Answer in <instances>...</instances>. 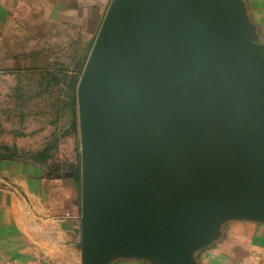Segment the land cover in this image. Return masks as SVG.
I'll return each mask as SVG.
<instances>
[{"label":"water","instance_id":"1","mask_svg":"<svg viewBox=\"0 0 264 264\" xmlns=\"http://www.w3.org/2000/svg\"><path fill=\"white\" fill-rule=\"evenodd\" d=\"M205 3L180 17L146 4L95 39L77 89L86 254L127 239L173 264L186 224L264 214V101L228 48V1Z\"/></svg>","mask_w":264,"mask_h":264},{"label":"rangeland","instance_id":"2","mask_svg":"<svg viewBox=\"0 0 264 264\" xmlns=\"http://www.w3.org/2000/svg\"><path fill=\"white\" fill-rule=\"evenodd\" d=\"M93 44L27 9L9 19L0 60V195L16 230L0 242V264H172L127 239L111 240L94 256L80 245L77 89ZM66 185L81 207L77 215L53 209L49 190ZM233 217L186 224L173 264H264V236L228 227L253 216Z\"/></svg>","mask_w":264,"mask_h":264},{"label":"crops","instance_id":"3","mask_svg":"<svg viewBox=\"0 0 264 264\" xmlns=\"http://www.w3.org/2000/svg\"><path fill=\"white\" fill-rule=\"evenodd\" d=\"M198 0H0V60L5 33L11 15L19 10L27 9L42 15L44 21L59 28L73 30L82 38L93 40L106 23L126 21L131 10L151 4L153 14L172 17L186 16L197 9ZM214 0H203L211 3ZM234 17L233 34L227 41L228 48L234 51V58L241 68L243 78L248 81L251 93L264 101V0H227ZM207 4V3H205ZM251 158L255 163L264 166V137L256 143ZM62 187V186H61ZM61 187L49 194L54 195L56 214L77 215L79 209L74 189ZM0 195V242L10 239L16 229L7 216L8 208ZM7 205V204H6ZM255 216V217H254ZM254 221L231 222L229 229L241 232L252 231L264 236V214L254 215ZM234 218V217H233ZM263 220V221H262ZM6 237V240L4 239ZM7 244V243H6ZM2 248V246H1ZM14 248V247H13ZM12 249V248H11Z\"/></svg>","mask_w":264,"mask_h":264}]
</instances>
